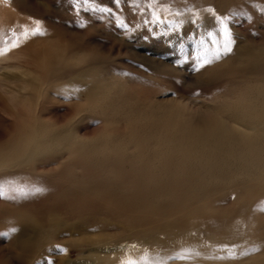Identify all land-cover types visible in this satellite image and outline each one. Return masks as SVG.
<instances>
[{
    "label": "rangeland",
    "instance_id": "rangeland-1",
    "mask_svg": "<svg viewBox=\"0 0 264 264\" xmlns=\"http://www.w3.org/2000/svg\"><path fill=\"white\" fill-rule=\"evenodd\" d=\"M0 53V264H264V170L176 139L264 110V0H0Z\"/></svg>",
    "mask_w": 264,
    "mask_h": 264
},
{
    "label": "bare ground",
    "instance_id": "bare-ground-1",
    "mask_svg": "<svg viewBox=\"0 0 264 264\" xmlns=\"http://www.w3.org/2000/svg\"><path fill=\"white\" fill-rule=\"evenodd\" d=\"M5 93L9 94L10 92L6 90ZM262 104L264 106V101ZM234 117V122L239 126H243V129L215 124L214 127L212 125L213 129L208 127L200 130L191 123L178 125L176 139L181 146L179 147V154L183 157L179 167L187 172L185 180L197 184L211 183L216 180L215 176L218 173L220 178L225 180L229 187H232L235 182L244 184L249 178L254 180V177L258 175L253 176L252 173L264 170V110H252V112L243 110ZM227 122L229 123V121ZM235 171L242 173L240 176L245 177L246 180L235 181V175L237 176V174H234ZM256 182L258 181L254 180L252 184H259ZM251 192L253 193V191ZM185 221L189 223V218H185ZM241 230L242 226L236 225V227H229V230L225 233L226 235L233 233L239 236Z\"/></svg>",
    "mask_w": 264,
    "mask_h": 264
},
{
    "label": "snow or ice",
    "instance_id": "snow-or-ice-1",
    "mask_svg": "<svg viewBox=\"0 0 264 264\" xmlns=\"http://www.w3.org/2000/svg\"><path fill=\"white\" fill-rule=\"evenodd\" d=\"M88 2V0H85V3H87ZM90 6H92V7H96V5H90ZM100 11H108V9H103V8H101V9H99ZM36 25H37V27L32 31V35H37V34H44V32L42 31V29L40 28V21H36ZM226 31H227V29H226ZM25 35L27 36L28 35V33L26 32L25 33ZM233 43H234V41L231 39V38H229L228 40H227V42L225 43V46H224V52L225 53H228V52H231L232 51V45H233ZM18 45L17 44H13L12 45V47H17ZM0 54H3V53H0ZM207 63H211V61L210 60H204L203 62H202V64H207ZM13 231H16V229H13Z\"/></svg>",
    "mask_w": 264,
    "mask_h": 264
}]
</instances>
